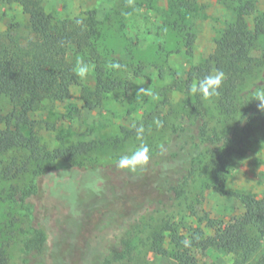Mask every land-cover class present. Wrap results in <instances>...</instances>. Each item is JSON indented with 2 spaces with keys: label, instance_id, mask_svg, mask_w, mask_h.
I'll use <instances>...</instances> for the list:
<instances>
[{
  "label": "trees",
  "instance_id": "trees-1",
  "mask_svg": "<svg viewBox=\"0 0 264 264\" xmlns=\"http://www.w3.org/2000/svg\"><path fill=\"white\" fill-rule=\"evenodd\" d=\"M14 1L26 15L31 35H21L17 27L0 32V155L19 149L27 152L15 172L9 165L4 176L33 168L30 188L12 195L31 216L23 264H131L138 233L158 214L162 225L148 238L156 252L169 253L160 245L165 231L175 247L171 255L183 264H203L194 249L227 250L234 255L232 264H264V250L258 251L264 236V190L259 196L243 194V212L233 221L207 218L206 225L213 230L209 235L199 223L187 226L181 215L190 186L202 178L208 180L206 186L234 195L235 191L225 189L232 158L246 153L257 135L264 137V112L253 99L264 90V11L253 15L250 26V2L235 0L234 17L216 38L213 51L201 64L191 66L180 84L185 115L163 122L166 137L147 144L148 166L131 173L116 167L119 158L104 164L85 158L94 147L91 141L54 150L39 144L43 121L32 120L29 114L39 106L70 98L72 87L79 84L73 71L78 59L93 66V84L81 94L85 107L95 108L104 93L123 83L120 69L108 71L102 63L100 28L93 13L57 20L44 11L41 0ZM169 4L176 12L190 6L185 0H169ZM177 15L170 24L182 35L185 26ZM37 19L45 24H36ZM258 41L260 54L254 56L250 51ZM215 70L226 77L218 96L204 100L189 91L194 80ZM133 74H142L140 64ZM3 98L11 103L7 112ZM13 119L19 125L5 128ZM79 156L83 158L76 162ZM58 158L70 164L57 165ZM63 184L73 194L63 191ZM186 239L191 241L187 247ZM6 263L0 246V264Z\"/></svg>",
  "mask_w": 264,
  "mask_h": 264
},
{
  "label": "rangeland",
  "instance_id": "rangeland-1",
  "mask_svg": "<svg viewBox=\"0 0 264 264\" xmlns=\"http://www.w3.org/2000/svg\"><path fill=\"white\" fill-rule=\"evenodd\" d=\"M248 22L258 12L264 11V0H248ZM189 8H177L185 32L173 30L171 22L178 16L169 0H41L44 11L54 19L81 18L93 13L100 28L102 63L106 70L110 62L121 65L119 76L123 85L103 94L101 103L93 109L83 105L81 94L93 84V68L86 78L72 87L71 96L64 102L39 106L29 114L32 120L43 121L39 129L40 145L49 150L78 141H91L93 149L85 158L94 162L109 163L122 155L131 154L140 143H157L166 137L168 130L157 127L155 120L168 123L185 115L186 102L181 82L191 66L201 64L215 47V40L233 19L236 1L185 0ZM42 26L45 20L37 19ZM17 27L21 35L29 34L26 15L14 0H0V32ZM251 49L260 54L261 42ZM70 53V57L72 56ZM142 66V74L135 76L133 68ZM91 65V64H90ZM162 73V76L159 73ZM126 81H130L126 86ZM4 112L11 109L7 98L2 99ZM211 118V122L214 121ZM20 121L13 119L4 127L12 128ZM133 124H143V141L137 139ZM24 132L27 128L22 127ZM27 157L19 149L0 155V246L7 256L6 264H23L24 241L30 232L29 209L13 194L19 189L28 190L34 181L32 169L4 176L7 166L12 172ZM83 157L76 159L80 161ZM57 165H66L58 158ZM203 181V185L201 184ZM202 178L190 186L188 205L182 210L187 226L200 224L206 235L213 230L206 225L207 218L225 222L233 221L243 212L242 197L245 193L259 196L264 190V137L257 135L242 155H235L225 179V189L235 191L224 194L206 186ZM68 185V184H67ZM61 189L73 194L69 185ZM162 225V214L143 228L137 236L131 264H183L171 251L175 250L167 232L160 243L169 253L152 250L148 238ZM181 227V225H180ZM180 232H184L179 228ZM185 235V234H184ZM264 250V236L259 252ZM203 264H232L234 255L223 249L202 252L194 249Z\"/></svg>",
  "mask_w": 264,
  "mask_h": 264
},
{
  "label": "clouds",
  "instance_id": "clouds-1",
  "mask_svg": "<svg viewBox=\"0 0 264 264\" xmlns=\"http://www.w3.org/2000/svg\"><path fill=\"white\" fill-rule=\"evenodd\" d=\"M77 23H79V21H77ZM108 67L118 70L121 68V65L118 62H110ZM92 68V65L78 59L73 71L79 78L84 79L87 77ZM225 78V73L222 70H215L214 72L205 75L202 79L194 80L188 86L189 91L192 94H199L204 100H210L212 97L219 95V90L221 89ZM253 99L259 101L257 108L258 110L264 112V90L259 91ZM154 123L157 125V127H162L163 125V122L160 120H155ZM133 127L135 128L137 139L143 141V135L145 132L143 124H140L139 126L133 124ZM165 151L166 149L163 145H161V154H164ZM150 159V148L146 143L142 142L134 151L131 152V154L120 156L116 163V167L121 170H127L131 173H135L140 169L146 168L150 162ZM94 190L97 192L100 191V189L96 188L95 186ZM183 243L185 247H187L191 241L186 239L183 241Z\"/></svg>",
  "mask_w": 264,
  "mask_h": 264
}]
</instances>
